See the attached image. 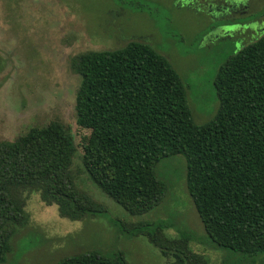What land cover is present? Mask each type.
<instances>
[{"label":"trees","instance_id":"obj_1","mask_svg":"<svg viewBox=\"0 0 264 264\" xmlns=\"http://www.w3.org/2000/svg\"><path fill=\"white\" fill-rule=\"evenodd\" d=\"M71 69L81 79L76 124L89 131L82 162L101 192L131 216L147 214L168 189L157 165L182 154L205 244L241 255L232 264H264V35L220 66L214 80L219 108L202 125L193 120L182 78L149 44L132 41L119 50L85 53ZM74 154L70 129L57 120L0 141L1 261L25 221L20 191L40 192L71 220L106 213L74 183ZM164 228L142 224L132 231L146 235L163 255L171 253L173 264H198L188 251L193 236L183 232L173 242ZM55 264L128 263L123 256L86 252Z\"/></svg>","mask_w":264,"mask_h":264},{"label":"rangeland","instance_id":"obj_2","mask_svg":"<svg viewBox=\"0 0 264 264\" xmlns=\"http://www.w3.org/2000/svg\"><path fill=\"white\" fill-rule=\"evenodd\" d=\"M212 1L216 8L197 11L174 0H0V141H13L51 121L64 123L74 140V183L106 211L71 220L62 217L57 204L45 203L40 192L20 191L25 221L16 227L0 264H55L86 252L123 256L128 264H173L171 253L163 255L146 235L133 233L142 224H164L162 231L173 242L180 233L191 234L188 251L198 264L241 259L206 245L182 154L157 165V176L168 189L149 213L131 216L105 196L84 169L82 141L89 131L76 124L74 110L81 79L72 62L85 53L115 51L139 41L180 75L194 122H209L219 108L214 80L220 66L264 35V0Z\"/></svg>","mask_w":264,"mask_h":264},{"label":"flooded vegetation","instance_id":"obj_3","mask_svg":"<svg viewBox=\"0 0 264 264\" xmlns=\"http://www.w3.org/2000/svg\"><path fill=\"white\" fill-rule=\"evenodd\" d=\"M223 5L229 4L234 2V0H221L220 1ZM174 3L176 5H184L187 8L195 9L197 11L203 10L204 6H207V8L214 7L216 8L217 3L213 2L212 0H174ZM202 4V5H201ZM204 11V10H203Z\"/></svg>","mask_w":264,"mask_h":264}]
</instances>
